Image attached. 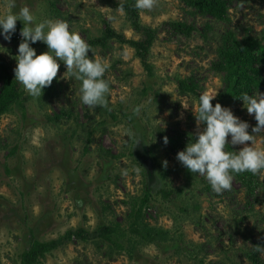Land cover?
<instances>
[{
    "label": "rangeland",
    "instance_id": "1",
    "mask_svg": "<svg viewBox=\"0 0 264 264\" xmlns=\"http://www.w3.org/2000/svg\"><path fill=\"white\" fill-rule=\"evenodd\" d=\"M226 1L223 20L196 14L179 0H157L151 11L135 7L139 23L155 29L149 74L130 45L109 40L103 49L96 44L105 23L126 39L142 38L132 29L135 16L118 11L132 0H16L15 8L0 0V16L28 6L37 22L67 21L91 45L89 56L110 66L104 74L110 85L107 107L82 103L81 81L67 73L64 77L63 62L41 97L29 95L17 81L20 97L0 115V264H20L31 237L47 242L69 230L93 233L114 224L126 226L145 187L150 201L143 218L151 227L169 230L170 241L147 243L129 233L110 240L76 238L36 264H254L248 258L252 254L264 264V250L257 248L264 247V171L258 173V190H248L243 173H234L231 189L217 193L205 176L192 174L176 159L204 127L196 125V95L180 93L176 80L191 78L199 94H218L221 80L212 64L222 35L264 36V0ZM173 21L195 30L189 37L174 35L165 25ZM22 28L17 21L10 42L0 36V61L14 79ZM31 46L37 55L48 51L43 42ZM261 70L264 76V66ZM2 84L0 75V90ZM222 106L245 119L254 146L264 148V129L252 131L258 122L244 101L226 100ZM171 128L190 138L174 150L157 146L159 132ZM230 139L234 151L244 147L231 145ZM161 189L181 193L166 201Z\"/></svg>",
    "mask_w": 264,
    "mask_h": 264
},
{
    "label": "clouds",
    "instance_id": "2",
    "mask_svg": "<svg viewBox=\"0 0 264 264\" xmlns=\"http://www.w3.org/2000/svg\"><path fill=\"white\" fill-rule=\"evenodd\" d=\"M157 0H135V7L141 11H151ZM16 0H9L8 7L15 8ZM119 12H124L123 5ZM17 21L23 23L22 42L18 46L17 66L14 69L15 80L33 97H41L43 89L51 86L60 68V62L66 66L64 77L69 74L81 81V101L89 107H107L109 82L104 74L110 67L108 63L92 54L91 45L78 31L70 30L67 21L46 18L36 21L28 6L21 7L18 12H8L0 16V36L11 41L16 32ZM47 45L48 51L37 55L31 45L36 42ZM2 47V46H0ZM216 94L202 93L198 96L195 111L197 131L186 147L179 151L176 159L192 174L206 177L213 191L219 193L230 190L233 174L250 172L253 175L264 171V148L255 145V136L249 134V123L234 115L231 108L219 102L213 106ZM244 107L249 114H255L257 125L252 129L255 133L264 129V93L255 95L247 92L240 95ZM138 112L139 109H136ZM231 137V145H244L239 151H226ZM139 138L137 139V141ZM251 141L249 146L246 142ZM164 143L168 138L164 137ZM164 166H167L165 160ZM264 250V247H257Z\"/></svg>",
    "mask_w": 264,
    "mask_h": 264
},
{
    "label": "trees",
    "instance_id": "3",
    "mask_svg": "<svg viewBox=\"0 0 264 264\" xmlns=\"http://www.w3.org/2000/svg\"><path fill=\"white\" fill-rule=\"evenodd\" d=\"M186 6L194 9L195 13L201 15H208L217 20H223L228 16V2L226 0H179ZM123 5L124 11L131 15H134L132 19V29L137 34H142V38L138 41H131L124 38L122 34L114 32V30L105 23V31L98 39L96 44H99L103 49H106L107 42L109 40L118 41L119 43L128 44L134 48L139 57H142V65L145 70L150 74L152 72V65L147 62V56L152 46L153 36L155 35V29L142 26L138 21L136 14L135 0L132 2H124L119 5ZM165 25L172 31V33L180 34L185 37H189L195 28L184 22H168ZM207 29V28H206ZM207 31L203 32L205 37ZM206 38V37H205ZM264 36L256 38L251 35H246L241 39L235 37L233 32H226L222 35L219 47L216 50V59L212 64V71L217 74L221 80V89L218 92L216 98L212 101L213 106L217 102L221 105L226 101L243 102L240 99L242 93L255 95L257 92H264V76L262 75L261 67L264 66V45L262 41ZM0 75L2 78V88L0 90V115L9 112L13 105L18 101L20 94L18 90L17 81L7 73V69L2 66L0 61ZM177 87L180 93H191L196 95L197 104L199 94V85L189 79H177ZM50 90H52L50 92ZM53 88L48 89L49 94H53ZM60 116H56V119ZM242 121H246L241 118ZM247 122V121H246ZM205 126V125H204ZM251 134L250 128L248 129ZM161 138L157 143V146H163L166 149L174 150L181 148L183 140L190 138L187 133L182 132L177 128H171L168 133L159 132ZM164 137L168 138V143H164ZM185 143V142H184ZM184 149L185 147L182 146ZM182 149V150H183ZM226 151H234L230 145H226ZM243 183L248 190H258L261 187L259 181V175H253L250 172L243 173ZM181 190L173 193L171 191L161 189L159 191L163 200L172 201L175 200ZM150 199V192L147 187L144 188V193L139 201L138 208L132 207V211L129 213L126 226H120L117 224L99 228L93 233L84 231H67L64 235L59 236L56 239L39 242L35 239H30L29 247L23 250L20 254V264H36L44 259L46 254H49L53 250H56L73 239H79L87 241L90 238H102L103 240H110L112 235L125 237L128 233L136 235L139 239L147 243H162L170 241L172 233L169 230L157 227H151L145 222L142 214L143 207L148 204ZM249 260L254 264H260L259 259L255 254L249 255Z\"/></svg>",
    "mask_w": 264,
    "mask_h": 264
}]
</instances>
